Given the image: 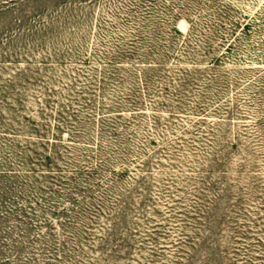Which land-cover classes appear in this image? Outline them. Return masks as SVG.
I'll use <instances>...</instances> for the list:
<instances>
[{
  "label": "rangeland",
  "instance_id": "rangeland-1",
  "mask_svg": "<svg viewBox=\"0 0 264 264\" xmlns=\"http://www.w3.org/2000/svg\"><path fill=\"white\" fill-rule=\"evenodd\" d=\"M2 1L0 264H264V0Z\"/></svg>",
  "mask_w": 264,
  "mask_h": 264
},
{
  "label": "trees",
  "instance_id": "trees-1",
  "mask_svg": "<svg viewBox=\"0 0 264 264\" xmlns=\"http://www.w3.org/2000/svg\"><path fill=\"white\" fill-rule=\"evenodd\" d=\"M11 2H14L15 0H10ZM17 1H19V0H17ZM8 3H10L9 2V0H4V1H2V5H6V4H8ZM48 159L50 158V157H47Z\"/></svg>",
  "mask_w": 264,
  "mask_h": 264
}]
</instances>
